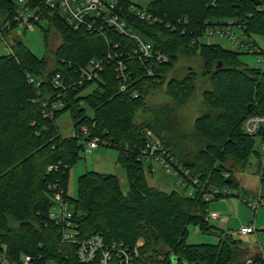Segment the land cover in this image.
Segmentation results:
<instances>
[{
    "label": "trees",
    "instance_id": "16d2710c",
    "mask_svg": "<svg viewBox=\"0 0 264 264\" xmlns=\"http://www.w3.org/2000/svg\"><path fill=\"white\" fill-rule=\"evenodd\" d=\"M18 1L0 0V27L18 11ZM28 2L35 7L42 1ZM148 9L165 20L150 24L128 11L125 16L156 48L169 55L170 61L156 69L158 81L148 76L137 60H129L133 79L125 91L120 89L113 62L105 65L98 78L74 85L79 78L77 66L102 57L114 48L112 43H119L121 51H132L136 44L108 28L105 36L85 28L71 29L49 9H42V17L50 27L59 28L62 37L54 53V69H49L47 54L37 57L19 36L13 37L12 51L0 56V245L11 256L29 254L35 264L50 260L81 264L76 247L62 243L58 225L49 215L54 194L62 192L84 236L100 233L107 242L123 240L137 251V264H243L249 258L264 264L261 251L242 246L232 233L210 223V202L150 185L143 162L137 159L148 133H153L193 175L239 188L235 171L244 170L255 157L264 196L259 149L264 127L257 137L243 128L248 115L264 114V68L249 67L238 52L220 44L195 41L206 22L214 20H236L246 34H264V0H149ZM169 21L175 22V28L167 25ZM44 37L48 47L49 29L44 30ZM185 52L203 59L211 85L203 99L213 113L196 119L200 145L196 153H186L162 123L138 122L136 118V110L145 103L144 94L164 81ZM58 72L63 73L65 84L72 86L61 95L65 105L49 116L45 103L58 95L51 82ZM28 75L35 77V83ZM197 78L196 72L189 71L182 79L171 78L167 89L175 99H185ZM92 84L96 87L81 95ZM134 91L139 95L134 96ZM66 111L74 131L89 128L84 141L60 133L57 119ZM96 136L101 144L110 142L119 150L118 161L125 168L129 189L123 191L116 174L88 170L79 177L78 197L73 199L67 194L70 168L86 141ZM236 164L241 168L236 169ZM226 172L230 173L228 178ZM190 224L216 232L219 241L188 243Z\"/></svg>",
    "mask_w": 264,
    "mask_h": 264
},
{
    "label": "built area",
    "instance_id": "2783aa9c",
    "mask_svg": "<svg viewBox=\"0 0 264 264\" xmlns=\"http://www.w3.org/2000/svg\"><path fill=\"white\" fill-rule=\"evenodd\" d=\"M41 5L31 7L28 0H19L20 8L12 15L11 18L0 27V37L2 39L14 34V31L23 28L25 30H34L35 24L43 19L42 9L52 10L60 15L64 24L74 30L85 28L91 33L104 35L106 28L112 29L122 35L134 39L136 46L132 51H121L119 43H112L114 48H110L102 57L91 58L84 64L77 66L76 70L79 74L78 81L74 85H83L85 82L94 80L100 76L109 62H113L115 66L116 76L120 81L121 91L127 89L128 83L133 79V69L129 64V60H137L145 69L146 74L158 81L156 69L170 61L168 54L154 46L146 35L137 31L125 16V11L136 15L141 20L150 24L163 22L165 18L153 14L148 9V3L141 4L132 0H41ZM125 2V3H124ZM188 22V21H187ZM197 35L195 41H200L201 37L206 34L208 36L228 37L239 45L246 46L248 51L254 52L252 46L244 43L229 30V25L237 24L243 28L236 20L224 19L214 20ZM168 26L175 28V22L169 21ZM9 45V44H8ZM115 49V50H114ZM10 51H12L10 45ZM264 53V52H263ZM264 66V57L259 60ZM29 81L35 83V77L28 75ZM51 82L58 89V95L55 100L46 102V115L53 116L56 110L65 105L61 98L64 91L72 85L65 84L63 73L58 72L53 75ZM37 86L39 83L36 84ZM139 93L134 91V96ZM264 127V114H250L243 123L244 131L253 137H257ZM89 134V128L83 126L81 133L73 130V136L85 140ZM110 142H105V144ZM87 153H92L101 144L100 137L96 136L86 141ZM259 149L261 151V168L264 167V141H260ZM138 160L142 162L148 161L149 168L155 170V165L159 164L166 171L175 176L176 183L183 186L184 193L193 198H201L204 201L211 202L220 197L230 195H239L233 192L234 187L229 185H217L210 180V177L196 176L191 171L179 163L163 145L161 139L153 133H148L147 141L144 147L138 151ZM144 165V162H143ZM225 177H229L230 173H224ZM255 214L258 213L262 205H264V196L259 190L258 195L253 200H245ZM50 218L58 225V233L62 243L73 245L76 247V256L81 264H137V251L132 250L130 245L123 240L117 239L107 242L105 237L100 233H93L84 236L78 223L74 219L72 207L67 199L64 198L62 192H57L53 197V207L50 211ZM211 216H207L210 220ZM256 229L252 224L243 225L240 228L242 234L255 232ZM264 256V251L262 252ZM0 264H35L33 257L29 254H22L19 257L11 256L6 247L0 245ZM47 264H64L59 260H50ZM246 264H255L252 258L247 259Z\"/></svg>",
    "mask_w": 264,
    "mask_h": 264
},
{
    "label": "rangeland",
    "instance_id": "374dc122",
    "mask_svg": "<svg viewBox=\"0 0 264 264\" xmlns=\"http://www.w3.org/2000/svg\"><path fill=\"white\" fill-rule=\"evenodd\" d=\"M136 3L146 4L149 0H132ZM1 19V16H0ZM49 29V46H46L44 30ZM239 40L252 46L254 52L248 51L246 46L239 45L228 37L208 36L201 37L202 42L220 44L239 53L240 59L249 67L264 68L259 62L264 57V34L253 32L248 35L243 28L237 24L229 25ZM19 36L39 58L47 54L49 69L55 68L54 53L61 44V30L51 26L47 20L35 24L34 30L19 28L14 34L2 39L0 37V56L10 52V45L13 37ZM9 44V45H8ZM189 71L197 73L194 89L190 94L181 100L175 99L167 89V82L171 78L182 79ZM44 75V73H42ZM96 87L92 84L84 89L81 95H86ZM208 73L204 68L203 59L196 54H180L177 63L166 74L164 81L144 94V105L136 110L137 121L156 120L164 125L165 131L181 144L186 153H196L199 149L198 138L196 137V119L204 114L213 113L203 99V93L210 88ZM89 114L92 110L83 103ZM57 125L63 136H70L73 132V123L70 112L66 111L57 119ZM87 144H85V149ZM85 149L79 153L78 160L70 168L67 187L68 196L76 199L79 192V177L88 170H95L103 173L116 174L121 180V187L124 192L129 189V183L125 168L118 161L119 150L115 147L100 144L92 153ZM256 158L252 157L250 163L244 170L235 171V177L240 182L239 188L232 189L239 195H230L213 200L209 204L208 212L210 223L216 225L228 233H232L240 240V244L252 250L264 251V205L255 214L245 200H253L257 197L260 188V175L256 169ZM146 179L152 186L167 192L179 190L184 193L183 186L176 183L175 176L169 174L164 167L155 165L154 172H150L148 161L144 160ZM233 163V162H232ZM236 164V169H240ZM225 224V225H224ZM252 224L255 232L242 234L240 228L243 225ZM188 243H217L219 237L216 232L203 231L200 226L190 224ZM243 264H246L244 262Z\"/></svg>",
    "mask_w": 264,
    "mask_h": 264
},
{
    "label": "crops",
    "instance_id": "0c3cea01",
    "mask_svg": "<svg viewBox=\"0 0 264 264\" xmlns=\"http://www.w3.org/2000/svg\"><path fill=\"white\" fill-rule=\"evenodd\" d=\"M148 171H150V172H152V173L154 172V171H152V169H151V168H149V170H148ZM259 190H260V188H259ZM224 225H225V224H224ZM253 251H254V252H260V251H261V252H263V251H262V250H260V249L253 250Z\"/></svg>",
    "mask_w": 264,
    "mask_h": 264
},
{
    "label": "water",
    "instance_id": "95a60500",
    "mask_svg": "<svg viewBox=\"0 0 264 264\" xmlns=\"http://www.w3.org/2000/svg\"><path fill=\"white\" fill-rule=\"evenodd\" d=\"M260 5H262V1H259L258 2ZM218 66H221V63H219V65ZM258 172H259V170H258ZM175 260V259H174ZM176 261V260H175Z\"/></svg>",
    "mask_w": 264,
    "mask_h": 264
}]
</instances>
